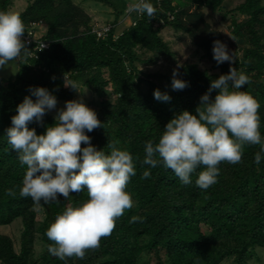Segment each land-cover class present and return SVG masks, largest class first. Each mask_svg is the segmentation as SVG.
<instances>
[{
    "label": "trees",
    "instance_id": "16d2710c",
    "mask_svg": "<svg viewBox=\"0 0 264 264\" xmlns=\"http://www.w3.org/2000/svg\"><path fill=\"white\" fill-rule=\"evenodd\" d=\"M96 1L109 5L116 13L105 36L93 32L91 15L74 0H31L17 13L25 32L32 23H44L46 31L41 40L50 45L30 57L36 44L25 43L27 49L22 51L16 76L0 79V226L18 219L24 225L19 251L10 236L0 234V263L141 264L148 254L153 264H223L227 260L249 264L257 250L264 252V156L259 164L254 163L259 145H244L236 164L220 162L217 182L208 189L195 184L204 165L191 174L189 184H183L162 164L151 168L150 177L142 178V172L150 167L142 164L145 142L158 141L174 115L184 110L195 114L211 80L230 69L229 62L217 64L213 59V41L226 42L223 32L207 20L203 10L215 13L227 0H151L157 8L154 16L133 15L136 20L118 35L115 25L127 9L126 2L118 0L119 5L112 0ZM14 4V0H0V11L11 12ZM235 11L244 18L231 19L230 34L243 45L234 52L231 67L250 78L241 90L259 102V131L264 136V0H242ZM167 27L186 33L213 69L210 72L196 63L183 64L178 75L188 86L182 90L171 88L170 76L145 74L137 65L151 61L142 59L140 51L172 54L161 36ZM163 80L168 88L161 83ZM76 82L101 98L95 112L102 126L87 133L91 144L108 152L107 143L117 142V147L133 156L136 175L126 190L134 204L116 218L111 234L101 237L98 247L86 249L82 259L60 260L49 254L48 245L54 242L45 231L66 207L86 201L87 190L71 192L68 198L58 194V202L48 203V210L38 219L37 204L19 194L27 166L7 143L5 129L11 125L16 106L29 94V86L46 87L58 103L78 99L75 89L66 85ZM157 88L167 92L170 99H155L153 90ZM53 123L54 116L46 112L41 123L32 121L28 127L42 134ZM133 216L142 219L130 222ZM37 234L44 243L39 257L34 246Z\"/></svg>",
    "mask_w": 264,
    "mask_h": 264
},
{
    "label": "clouds",
    "instance_id": "9594fccd",
    "mask_svg": "<svg viewBox=\"0 0 264 264\" xmlns=\"http://www.w3.org/2000/svg\"><path fill=\"white\" fill-rule=\"evenodd\" d=\"M127 11L150 18L157 8L151 0H131ZM24 32L19 14L0 11V67L19 58L27 49L21 39ZM212 56L217 64L229 62V71L211 80L207 91L200 96L195 114L184 110L174 115L158 141L145 142L142 164L150 167L142 172V178L150 177L151 168L162 164L183 184H189L191 174L204 165L195 184L208 189L217 182L220 162H240L246 144L260 146L254 163L261 162L264 136L259 131L260 104L241 90L250 78L231 67L235 55L224 42L213 41ZM66 85L76 89L74 84ZM170 86L182 90L188 82L173 69ZM213 90L218 91L211 97ZM28 91L16 106L11 125L5 129L7 143L17 152L21 164L27 166L19 194L31 197L39 205L58 202V194L68 198L71 192L87 190L86 201L66 207L45 231L54 242L48 245L49 254L60 260L82 259L86 249L98 247L100 238L111 234L116 218L133 207L132 195L126 190L131 177L136 175L133 156L117 147V142L107 143L108 152L91 144L87 133L102 126V122L82 99L67 100L64 107L57 108L56 96L46 87L29 86ZM153 97L160 101L170 99L167 92L158 88L153 90ZM54 108V123L42 134L28 127L32 121L41 123L45 113ZM140 219L133 216L130 222Z\"/></svg>",
    "mask_w": 264,
    "mask_h": 264
},
{
    "label": "rangeland",
    "instance_id": "374dc122",
    "mask_svg": "<svg viewBox=\"0 0 264 264\" xmlns=\"http://www.w3.org/2000/svg\"><path fill=\"white\" fill-rule=\"evenodd\" d=\"M15 6L12 7L11 12L19 13L23 11L26 5L31 0H14ZM75 3L81 5L92 17V26L97 30H102L107 28V26L112 25L115 19V10L109 5L99 2L96 0H74ZM119 4L118 0H112ZM128 5L131 0H124ZM242 0H227L223 7L217 12L212 13L208 9H203L206 12L207 20L218 30L223 32L224 39L229 50L235 52L240 46L243 45V41H235L231 34V19L237 18L242 20L244 17L242 14L235 11V8ZM120 5V4H119ZM128 11L125 10L124 15L119 20L118 24L115 25V33L120 34L125 28H127L131 23H133L136 18L127 15ZM46 26L41 22L38 26V36L45 33ZM162 38L167 42L172 52L171 55H166L165 53H141L142 59L150 58V62L138 63V68L145 74H164L172 77L173 69H179L185 63H196L201 69L213 72L212 65L202 58V51L198 50L190 41L188 35L184 32H178L172 28H165L161 32ZM20 63L19 58H15L3 67H0V79L8 80L11 77H15L19 71ZM179 76V75H178ZM166 85V81L161 82ZM75 96L93 110L99 107L101 98L98 97L92 90L87 88L81 82L74 83ZM168 88V87H167ZM65 102L59 101L57 103V108L64 107ZM53 116L56 115V109L48 111ZM36 212L38 213V219H42L43 215L48 210V204L41 203L36 206ZM24 225L22 219L16 220L14 223L7 226H0V234L10 236L16 246L17 251L20 249V238L23 232ZM35 255H39L44 250V243L40 234L36 235L35 238ZM1 264V263H0ZM141 264H153V260L150 255L146 254L141 259ZM223 264H234L232 261H224ZM249 264H264V252L262 250H257V256H253Z\"/></svg>",
    "mask_w": 264,
    "mask_h": 264
},
{
    "label": "built area",
    "instance_id": "2783aa9c",
    "mask_svg": "<svg viewBox=\"0 0 264 264\" xmlns=\"http://www.w3.org/2000/svg\"><path fill=\"white\" fill-rule=\"evenodd\" d=\"M160 2V0H157ZM128 16H138L140 13H137L135 11L133 12H128ZM41 25V22L39 23H32L30 26L26 27V32H24L21 36V39L26 43H35L36 45L34 46L33 50L30 52V57H33L36 55L37 51H42L44 49H47L50 45L48 41L41 40V36H38V26ZM112 25L107 26V28H104L102 30H97L95 27H93V32L98 34V36H105L111 29ZM21 56L19 57V59Z\"/></svg>",
    "mask_w": 264,
    "mask_h": 264
}]
</instances>
